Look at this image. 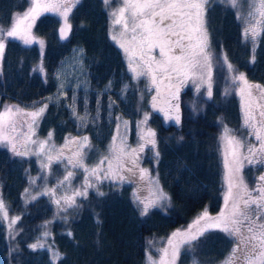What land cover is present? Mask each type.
Segmentation results:
<instances>
[{
    "label": "trees",
    "instance_id": "trees-1",
    "mask_svg": "<svg viewBox=\"0 0 264 264\" xmlns=\"http://www.w3.org/2000/svg\"><path fill=\"white\" fill-rule=\"evenodd\" d=\"M27 7V0H0V25L7 28L12 15ZM110 11L102 0H80L70 14L72 27L64 41L58 36L60 17L52 13L39 17L32 32L44 41L41 58L36 45L8 38L0 61V107L19 105L32 111L33 104L47 103L37 127L38 136L51 132L58 144L69 136H87L92 145L88 150L97 157L112 139L119 124L117 117L136 125L147 112L146 127L155 131L156 146L143 153V159L154 167L170 204L164 211L151 208L142 216L131 185L104 180L99 185L103 196L96 189L89 191L87 198L78 200V209L61 214L53 198L41 193L46 186L57 185L64 163L54 162L51 170L39 171L38 162L0 146V196L9 218L20 217L13 234L6 220L0 221V264H52L49 245L62 254L56 264H145L149 240L168 238L177 229L187 227L205 208L211 215L219 213L224 192L220 130L227 126L238 137L256 143L240 129L243 123L238 102L234 97H223L220 80L213 83L211 98L205 88L197 93L189 81L179 93L180 122L165 125L150 107L154 90L145 86L146 78L133 79L123 50L111 38ZM205 21L216 64L221 55L226 68L230 63L237 75L244 73L249 82L264 86V35L253 52L251 42L243 38V24L220 2L207 6ZM133 134L135 129L131 137ZM130 140L134 142L133 137ZM140 167L146 168L143 162ZM260 169L263 173L264 168ZM78 181L75 177L73 184ZM44 231L49 233L47 237H43ZM214 235L223 241L221 235ZM211 237L207 234L206 239L198 240L204 244L201 250L205 254L199 253L203 254L202 260L199 254L183 249L176 264H193V256L200 264L219 260L211 256V249L219 252ZM38 239L46 246L34 251L29 245ZM225 239L230 246L231 240Z\"/></svg>",
    "mask_w": 264,
    "mask_h": 264
},
{
    "label": "snow or ice",
    "instance_id": "snow-or-ice-1",
    "mask_svg": "<svg viewBox=\"0 0 264 264\" xmlns=\"http://www.w3.org/2000/svg\"><path fill=\"white\" fill-rule=\"evenodd\" d=\"M219 2L236 10L237 18L244 22L243 38L251 42L254 52L259 38L264 35V0ZM27 3L26 10L12 15L7 28L0 25V61L4 57L8 38L19 40L24 45L39 43L43 48L44 41L38 40L32 29L36 20L45 13L61 18L60 38L65 39L72 27L69 23L70 14L80 0H27ZM102 3L106 8H111V38L123 50L133 79L146 78L145 86L149 91H155L151 99L153 109L163 112L166 119L174 117L179 123V93L189 81L197 93L205 88L207 96L211 98L214 64L205 27L210 0H102ZM113 4L116 6L113 7ZM252 59L255 60L254 55ZM227 68L230 72L236 71L230 63ZM231 79L238 84L241 97L242 127L247 130L248 137H254L256 143L238 137L233 130L224 127L220 138L226 185L222 209L216 215H211L205 208L186 228L172 232L165 246L156 248L155 258L149 251L146 264H176L182 248L195 252L193 242L211 230L223 232L233 243L220 264H264V173L255 178L252 187L243 176L246 166L264 168V86L249 82L244 73L233 75ZM74 102L75 97L73 114L76 115ZM47 106V103L42 106L33 104L35 110L32 111L19 105L5 104L0 107V146L8 147L16 156L34 155L40 158L42 170H51L54 162L64 163L63 179H58L55 187H46L41 193L53 198L58 211L66 213L68 209L78 207L76 198H87L89 188L96 189L97 194L103 196L99 185L104 180L119 184H146L147 196L133 193L134 202L140 207L142 216L147 215L151 208L170 201V197L159 187L158 178H153L148 169L140 167L139 154L145 146L151 145L153 149L156 146L155 131L143 127L149 119L147 112L137 123V147L128 145L127 136L121 135L118 124L117 135L113 136L107 154L95 165L89 166L85 161L87 150L92 145L87 136L80 139L66 137L65 143L59 148L51 143V132L46 139L33 138ZM77 118L85 120L84 116ZM117 120L121 118L117 117ZM122 123L126 133L128 121ZM155 156L158 157L159 153L156 152ZM74 169H82L84 173L79 188L72 184ZM35 179L39 177L31 182L34 183ZM61 188L64 192L58 195ZM25 193H28V189H25ZM31 198L36 199L35 196ZM19 219V216L9 218L7 205L0 196V221L7 220L11 232ZM64 219L66 221L67 217ZM42 235L47 237L49 233L44 231ZM68 235L71 236V232ZM45 246L40 239L29 245L34 251ZM149 246L153 247V242L150 241ZM48 247L52 264H56L62 259V254L51 249L50 245ZM193 264H200L195 256Z\"/></svg>",
    "mask_w": 264,
    "mask_h": 264
},
{
    "label": "rangeland",
    "instance_id": "rangeland-1",
    "mask_svg": "<svg viewBox=\"0 0 264 264\" xmlns=\"http://www.w3.org/2000/svg\"><path fill=\"white\" fill-rule=\"evenodd\" d=\"M219 2V0H210V3H218ZM209 3V4H210ZM227 7H229L234 13H235V15H236V18H237V12H236V10L235 9H233L232 7H230L229 5H227V4H225ZM244 11L246 12L247 11V8L245 7V9H244ZM238 19V18H237ZM60 21V27H61V25H62V23H63V21L60 19L59 20ZM238 21L239 22H241L242 24H243V26H244V22H243V20L242 19H238ZM60 27H59V29H60ZM59 29H58V36H59V38H60V32H59ZM118 30V29H117ZM34 35V34H33ZM68 35H69V33H68ZM68 35H67V37H68ZM36 37V36H35ZM66 37V38H67ZM38 40H42L41 38H38V37H36ZM66 38L65 39H61L62 41H64V40H66ZM208 42H209V40H208ZM34 44V46L36 45V47L39 49V55H40V58H41V55H42V53H43V48H44V46H43V48L41 49V47H40V45H39V43H33ZM32 45V44H31ZM209 51H210V48H209ZM218 58L217 59H219L220 60V62L218 61L217 62V64H216V61L213 59V64H214V68H213V83L214 82H218V80H220L221 82V90H222V95H223V97L225 98V99H228V98H231V97H234L236 100H237V102H238V107H239V112H240V116H241V120H242V123H243V113H242V110H241V97H240V95H239V92H238V84H235V83H233V81H232V79H231V77L233 76V75H237V73L236 72H230V71H228V69L226 68V65H225V62H224V60H223V58H222V56L221 55H218L217 56ZM215 58V57H214ZM222 67L224 68V69H222ZM155 92V91H154ZM227 93V94H226ZM153 95H155V94H152V96ZM151 101V100H150ZM151 107V106H150ZM151 110L154 112V113H156V114H158L161 118H162V120L164 121V123H165V125H169V124H171V125H176V124H178V123H176V121H175V118L173 117L172 119H166L165 118V116H164V113L163 112H160L158 109H153L152 107H151ZM144 116V115H143ZM143 119V117H141L140 118V121ZM122 121H124L123 119H121V120H119V124H120V133H121V135H125L126 134V136H127V143H128V145L129 146H131V147H137V145H138V140H139V137H138V132H139V129L137 128V123L139 122H137L136 123V125L135 124H129V122H128V127H127V132L125 133V129H124V126H123V123H122ZM118 125V124H117ZM147 125V124H146ZM146 125H144L143 127H145V128H147L146 127ZM135 129V136H134V134L132 135V137H133V140H134V142L133 141H131L130 140V138H132L131 137V134H132V131ZM240 129H243L244 131H245V133H246V135H247V130L246 129H244L243 127H241ZM223 130L224 129H222V130H220V132L218 133V148H219V153H220V158H221V161H222V164H223V167H222V184H223V188H224V190L223 191H225V188H226V185H225V181H224V173H225V169H224V156H223V144H222V141H221V135H222V133H223ZM37 131V127H36V129H35V132ZM117 135V126H116V129H115V131H114V133H113V136H116ZM113 136H112V138H113ZM48 137V134L47 135H45L44 137H42V138H40L39 136H38V133H36V135L33 137L34 139H40V140H43V139H46ZM72 137V136H71ZM74 138H76V139H80V138H82V137H74ZM112 142V139L109 141V143L107 144V148L99 155V157H97L98 155H91L90 154V151L89 150H87V157H86V161H85V163L87 164V165H89V166H92V165H95L98 161H99V159L103 156V155H106L107 154V150H108V146H109V144ZM51 143H54L56 146H57V148H59V147H61L64 143H65V138H64V140L63 141H61L59 144L56 142V141H54L53 140V138H52V141H51ZM152 146L151 145H146L145 146V148H144V151L143 152H141L139 155H140V163L142 164V162H143V165L144 166H146V168L145 169H148L149 171H150V173H151V175H152V177L153 178H158V175H157V172H154V167H152L151 165H149V162L148 161H144V159H143V153L145 154V152L146 151H150V148H151ZM53 155H55V153H53ZM29 159H32V160H34L35 162H38V169H39V171H46V170H48V169H44V170H42L41 169V167H40V158H38V157H36V156H34V155H29V156H27ZM156 158L154 157V159H153V163L155 162L156 163ZM105 167H106V165H105ZM251 168H252V170H251ZM74 172H75V177H79V181H78V183L77 184H73V181H74V179H73V181H72V184H73V186H75L76 188H79L80 186H81V184L83 183V180H84V173H83V170L82 169H74L73 170ZM250 171V172H249ZM247 172H249L248 174H247ZM263 173H264V169H263ZM260 174H262V169H260V168H256V167H252V166H246L244 169H243V176H244V179H245V181L249 184V186L250 187H252V186H254V184H255V178L256 177H258ZM65 175V168L63 169V171L61 172V179H63V176ZM249 176H250V179H248L249 178ZM74 177V178H75ZM254 179V182H252V183H250V182H248V180H253ZM158 181H159V179H158ZM126 183H128V182H126ZM129 185H131L132 186V188H133V193H136V192H138L139 194H141L142 196H147L148 195V188H147V186H146V184H133V183H128ZM47 187V186H46ZM45 187V188H46ZM50 186L48 185V187L47 188H49ZM159 187L160 188H162L161 187V185H160V182H159ZM89 191H95V189L94 188H89L88 189V192ZM164 191V190H163ZM63 192H64V189L63 188H61V189H59V191H58V195H60V194H63ZM224 193V192H223ZM79 199H84V197H77L76 198V200H77V202H78V200ZM223 199H222V204H221V209H222V207H223ZM170 203H169V201H165V202H163V205L162 206H158V207H155V208H157V209H159V210H161V211H164L165 210V207L166 206H168ZM57 206V205H56ZM76 208V207H75ZM75 208H70V209H68V211L66 212V213H68V212H70L69 210H71V209H75ZM58 209V208H57ZM77 209H78V207H77ZM220 209V210H221ZM60 212V211H59ZM61 214H64V215H66V213L65 212H60ZM6 222L7 223H5L6 225H8V221L6 220ZM14 226L15 225H13V228H12V230H11V234H13L14 232H15V229H14ZM186 228V227H185ZM215 233H218L219 235H221L222 237H223V241L220 239V237H218V236H216V235H214ZM207 234L209 235V234H211V238H210V240L211 241H213L214 240V246L216 247V246H218V248H219V252L217 251V249L216 248H213V249H211V251L213 252L212 254H211V256H216V257H218V258H220L219 260H217L216 262H213V263H202V264H220V262L224 259V257L228 254V252L230 251V249L233 247V243H231L230 244V246L229 245H227V244H229V242L227 241V239H225V238H227L226 236H225V234L223 233V232H220L219 230H211V231H209L208 233H206L205 234V236H203V237H200L201 239H206V236H207ZM225 237V238H224ZM166 240H167V238H154V239H152V240H149V242L151 241V242H153V247H151L150 248V246H149V242H148V245H147V250H146V254L150 251L151 253H152V255H153V257L155 258L156 257V248H158V247H163V246H165V244H166ZM200 240V239H199ZM221 242H222V244H221ZM193 244H194V247H195V252H194V254L196 255H198L199 253H201V252H203L204 254H205V251L202 249L201 250V248L203 247V245L204 244H200L199 242H198V240L197 241H195V242H193ZM218 244V245H217ZM219 244H221V246H219ZM227 248V249H226ZM184 248H182L181 249V251L183 250ZM226 249V250H225ZM224 250H225V252H227V253H224ZM189 253H192L193 254V252H190V251H188ZM208 256H210L208 253H206ZM201 255V256H200ZM203 254H199L198 255V257L202 260L203 259ZM200 262V261H199ZM145 264H146V256H145Z\"/></svg>",
    "mask_w": 264,
    "mask_h": 264
}]
</instances>
